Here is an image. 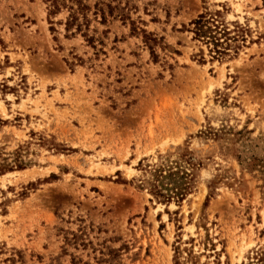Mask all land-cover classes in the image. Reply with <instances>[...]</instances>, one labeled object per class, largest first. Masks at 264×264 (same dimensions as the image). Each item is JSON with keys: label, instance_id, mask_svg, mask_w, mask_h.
<instances>
[{"label": "rangeland", "instance_id": "374dc122", "mask_svg": "<svg viewBox=\"0 0 264 264\" xmlns=\"http://www.w3.org/2000/svg\"><path fill=\"white\" fill-rule=\"evenodd\" d=\"M112 1L0 0V264H264V0Z\"/></svg>", "mask_w": 264, "mask_h": 264}, {"label": "trees", "instance_id": "16d2710c", "mask_svg": "<svg viewBox=\"0 0 264 264\" xmlns=\"http://www.w3.org/2000/svg\"><path fill=\"white\" fill-rule=\"evenodd\" d=\"M50 12L49 15L58 12L62 5H64L68 11V17L65 22V28L67 32H72L75 34L83 30H88L90 26V16L91 13L95 19L100 18V23L105 24L108 22L109 17L113 19H121L126 21L129 19V13L125 11V8L119 6V4H113L114 1L109 0L108 2L104 0H96L93 5H90L87 0H50ZM194 25L193 32L199 38L208 39V42L212 43L216 48L222 45L220 41L222 37L226 39H231L228 36V32L225 29H220V26L216 24V20L212 17H208L204 14L199 15V17L191 22ZM135 30V29H134ZM89 43L95 41L94 36H89L87 33L84 34ZM148 41H155L156 39L148 38ZM217 53H222L221 50H217ZM163 170L161 167L154 169L153 175L155 181H160V178H164ZM162 182V180H161ZM154 191L155 195L165 196L161 193L160 189ZM183 194L181 191H176L175 195ZM168 197H172L169 195Z\"/></svg>", "mask_w": 264, "mask_h": 264}]
</instances>
